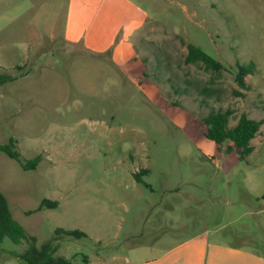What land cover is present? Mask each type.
<instances>
[{"label": "rangeland", "instance_id": "1", "mask_svg": "<svg viewBox=\"0 0 264 264\" xmlns=\"http://www.w3.org/2000/svg\"><path fill=\"white\" fill-rule=\"evenodd\" d=\"M0 74V145L39 158L0 152V192L37 247L77 229L55 256L139 264L206 232L264 257V0H0ZM226 109L263 122L243 161L204 137ZM25 248L4 238L0 264Z\"/></svg>", "mask_w": 264, "mask_h": 264}, {"label": "trees", "instance_id": "2", "mask_svg": "<svg viewBox=\"0 0 264 264\" xmlns=\"http://www.w3.org/2000/svg\"><path fill=\"white\" fill-rule=\"evenodd\" d=\"M187 53L184 58L186 64H202L205 70L212 72H220L223 69L221 63L215 60L210 55L203 52L199 47L192 44H187ZM235 81L240 89H245L244 77L252 75L254 64L236 63L235 66ZM16 78L8 74H0V85L14 81ZM232 111L226 109L224 111H211L203 119L205 126L204 137L206 140L221 145L229 142L231 145L228 151H234L239 161H243L252 152L251 140L256 136L261 124V120L249 118L245 113H241L234 126L229 127L228 121ZM0 152L4 153L8 158L15 160L23 170L35 169L39 160L38 157L26 161L21 160L20 153L16 150L15 142L9 139L4 145H0ZM140 181V180H139ZM56 201L44 199L41 206L46 208L56 207ZM61 235L71 236L73 238L87 237L80 230H64L56 228L54 236L50 242H47L40 247L36 246V239L27 236L23 227L12 217L7 200L0 192V241L8 238L14 244L26 243V248L15 254V258L21 264H72L63 257L55 256L58 244L57 242Z\"/></svg>", "mask_w": 264, "mask_h": 264}, {"label": "crops", "instance_id": "3", "mask_svg": "<svg viewBox=\"0 0 264 264\" xmlns=\"http://www.w3.org/2000/svg\"><path fill=\"white\" fill-rule=\"evenodd\" d=\"M139 264H264V257L246 246L211 240L202 232L171 243Z\"/></svg>", "mask_w": 264, "mask_h": 264}]
</instances>
